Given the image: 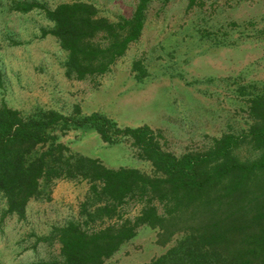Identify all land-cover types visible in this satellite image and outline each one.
<instances>
[{"label": "rangeland", "instance_id": "obj_1", "mask_svg": "<svg viewBox=\"0 0 264 264\" xmlns=\"http://www.w3.org/2000/svg\"><path fill=\"white\" fill-rule=\"evenodd\" d=\"M72 1L92 3L98 15L116 22L131 18L140 0H0V104L24 116L99 112L121 128L147 125L177 156L248 127V100L264 96V0H197L193 6L189 0H150L138 39L107 73L82 80L66 76L67 53L48 33L53 25L44 11L15 8L34 2L53 9ZM135 62L145 70L142 77ZM59 140L109 168H152L128 139L110 144L95 130L78 128ZM87 187L86 181L56 180L50 199H30L23 217L6 212L0 193V264H51L60 259V244L44 238L54 226L72 220L94 228L132 219L142 206L130 199L119 208L120 219L86 220L81 203ZM173 244H157L156 230L141 225L104 264L149 262Z\"/></svg>", "mask_w": 264, "mask_h": 264}, {"label": "trees", "instance_id": "obj_2", "mask_svg": "<svg viewBox=\"0 0 264 264\" xmlns=\"http://www.w3.org/2000/svg\"><path fill=\"white\" fill-rule=\"evenodd\" d=\"M149 1L140 0L131 18L116 22L85 1L62 2L53 9L22 2L15 8L44 11L53 25L48 33L67 53L66 76L82 80L107 73L138 39ZM196 3L189 0V6ZM134 68L138 77L145 75L139 62ZM248 113L245 130L177 156L163 148L159 132L147 125L121 128L99 112L66 116L38 110L24 116L1 103L0 193L6 212L23 217L30 199H50L56 180L86 181L81 203L86 220L120 219L119 208L130 199L142 206L132 219L94 228L72 220L54 226L44 238L60 244V259L51 264H104L141 225L156 230L161 246L174 241L141 264H264V96L248 100ZM78 128L93 129L110 144L131 140L151 171L109 168L98 158L72 152L59 136Z\"/></svg>", "mask_w": 264, "mask_h": 264}]
</instances>
